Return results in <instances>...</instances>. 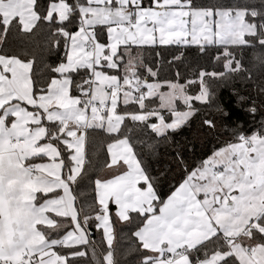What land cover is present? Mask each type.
Returning <instances> with one entry per match:
<instances>
[{
	"label": "snow or ice",
	"instance_id": "obj_1",
	"mask_svg": "<svg viewBox=\"0 0 264 264\" xmlns=\"http://www.w3.org/2000/svg\"><path fill=\"white\" fill-rule=\"evenodd\" d=\"M193 48L223 70L182 75ZM245 56L264 71V0H0V264H264V124L177 150L167 187L150 163Z\"/></svg>",
	"mask_w": 264,
	"mask_h": 264
},
{
	"label": "trees",
	"instance_id": "obj_2",
	"mask_svg": "<svg viewBox=\"0 0 264 264\" xmlns=\"http://www.w3.org/2000/svg\"><path fill=\"white\" fill-rule=\"evenodd\" d=\"M200 3H230L231 0H198ZM175 49L176 46H171ZM150 61L154 59V53L145 54ZM186 67L182 66V75L190 76L188 68L198 70L199 67H205L209 70H223L222 66L217 67L207 59H200L195 52V49L186 51ZM48 63H56V54H45ZM239 58V56H238ZM171 59L169 53H164L165 68L164 74L174 78L168 72L167 61ZM243 63L250 69L249 72L235 75L222 80L211 81L212 97L209 104L197 105L200 111L191 125L185 127L174 137L172 144H164L158 148V155L150 158L151 168L154 174L160 172L165 173L161 176L165 187L169 183H173V176L178 178V173L175 171L176 165L173 162V157L176 151L179 150L189 164H195L199 159L203 158L205 153L210 154L214 147L222 146L225 142L230 141L238 132L251 134L252 131L259 130L264 124V71L251 68L249 57L245 56ZM43 65L38 64V69H42ZM183 82V80H181ZM166 90V89H165ZM255 107L257 111L251 113L249 109ZM204 119L214 121L215 129H209L202 124ZM92 185L89 184L86 178L77 188V195L80 202L94 201V191H91ZM84 192V196L80 193ZM116 229V247L121 249L126 241L120 240V233L124 229L119 224L115 225ZM92 239L98 244L102 243L101 238L93 234ZM106 247V244L102 245ZM135 257L127 258L128 264H132Z\"/></svg>",
	"mask_w": 264,
	"mask_h": 264
}]
</instances>
